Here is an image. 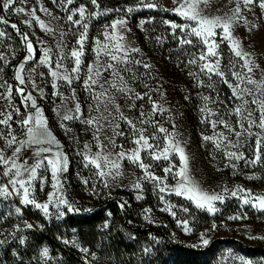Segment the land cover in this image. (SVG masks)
Wrapping results in <instances>:
<instances>
[{"label":"rangeland","instance_id":"rangeland-1","mask_svg":"<svg viewBox=\"0 0 264 264\" xmlns=\"http://www.w3.org/2000/svg\"><path fill=\"white\" fill-rule=\"evenodd\" d=\"M97 2L99 8L93 5L91 0H73L71 5H65L63 0H17L14 7L25 8V13H16L12 9L3 11L0 7V17L7 21L0 23V32L5 33L0 37V54L5 57L0 60V114L5 115L0 118H5L10 113L13 132L18 139H26V130L20 121L26 114L35 112V109L30 107L31 101H27L29 107H25L24 96L31 94L37 106L42 109L47 127L60 145L59 148L52 145L53 151H59L67 157V171L58 173L59 195H62L74 209L69 212L64 205H60L58 209L54 203H50L49 214L46 215L32 204H22L18 196L6 197L0 194V225L9 231L12 240L27 242L31 248L38 247L41 256L43 249L47 248L49 256L44 257L46 260L71 263L76 261L77 264H119L116 256L112 258L108 255L105 243L112 246L113 240L118 234H122L127 243L138 252L135 256L137 261L135 263L130 261L129 264L174 263L177 254L166 248L160 239L137 238L127 229L120 227L109 210L105 212L108 220L99 231L100 239L93 246L83 238L80 229L73 226L79 219L91 217L97 211L94 210L97 204L118 202V206L124 210L122 201L131 196L137 203L134 218L129 221L132 225L143 223L161 227L167 232L172 243L193 249L209 248L214 243L212 257L216 264H239L234 257H245L251 259L253 264H264V257L253 255L235 245L243 243L254 248L264 247V239L251 238L264 236V211L251 205H242L239 199L224 192L225 189L242 188L257 196L264 195V144L261 146V161L255 165L248 162L254 159L257 139L255 133L261 135L264 133L258 127H253L251 131L254 135L247 138L241 136L237 140L222 126L213 130L206 122V113L202 109L207 104L208 108L217 113L211 119H221L236 127L241 117L234 109L241 107L242 101L233 96L232 89L221 77L213 74L209 78V74L201 72L198 67L200 62L197 65L188 63L198 56L205 46L196 37H189L193 39V45L180 43L185 33L179 28L172 29L170 23L183 25L192 22L171 10L177 6L176 0H97ZM147 3H154L157 7H144ZM236 3L237 0H207V4H200V11L205 16L223 17L231 15ZM79 7L87 9L84 21L88 24L87 39L81 57L79 79H74L68 84L62 79L52 77L51 71L56 70L64 74L66 70L70 72L74 66L70 53L78 47L77 40L82 29L68 21L67 16ZM130 7L133 9L132 12L127 11ZM250 7L251 11L245 10L242 13L248 23H244L243 20L235 23L232 33L240 42L241 49L249 53L255 65L253 73L249 75L259 81L264 80V9L255 5ZM31 9H35V15L54 31L42 30L29 13ZM73 18L80 19L78 15ZM120 18L127 21L121 30L127 43L140 50L130 53V57L141 61L140 64L128 65L131 73H124L125 78L129 79L134 75L129 86L133 88L134 93L147 95H144L143 100H137L135 95L129 98L123 93H115L116 103L120 105V110L125 116L137 122V127L146 128L145 135H156L155 142L164 147L166 146L164 133L155 132L152 124L139 123L140 112L151 114L152 102L162 107L163 111L155 114L154 120L158 122V126H163L170 133L178 135L180 144L189 158V175L203 190L223 193L225 196L223 203L215 202V207L219 209L215 214L197 208L183 196L175 195L171 189L177 185L178 177L172 173L167 174L165 180L169 190L161 192L160 186L145 179L143 170L130 160L125 159L121 162L120 175L107 178V187L95 174L96 170L91 165L85 166L87 161L84 155L88 154L89 150L91 153L99 151L100 143L113 153L121 150L118 147L121 144L126 151L136 147L131 129L123 120L114 121L120 126L118 131L125 133L123 136H116L107 121H101L103 127L99 132L96 131V127L84 122L90 116L100 114L93 110L96 101L84 86L87 68L90 65L94 66L96 60L95 41L98 38L103 40V33L110 30L107 26ZM13 24L17 26L19 32L12 27ZM216 31L214 39L219 45L220 70L225 73V78L235 85L238 81L231 77V72L239 70L243 61L235 57L229 42L221 39V31L219 29ZM21 33L28 37L34 49V58L27 62L25 59L29 56V51ZM46 50L49 53L51 67L49 64L40 63L45 59ZM58 61L63 65L60 69L55 68ZM21 63H24V70L21 73L25 81L23 85L16 78ZM144 64L151 67L145 68ZM5 68L13 72L11 79L2 75ZM106 77H109V73H103L101 80ZM201 81L203 83H200ZM53 84L56 87H53ZM19 88L24 89L23 96L17 91ZM95 91H100L98 86ZM204 97H209V100L205 101ZM252 98L245 96V99L249 100L245 107L246 111L253 113L252 119L258 123L260 111L256 105L251 104ZM76 103L80 104L83 115L78 119L63 120L66 110L74 109ZM16 109H19L18 113ZM109 110L113 111L111 106ZM111 119L109 117V120ZM244 122L247 126V122ZM7 131L6 126L0 125V132ZM219 132H224L232 143L239 145L238 148L228 150L243 153L244 159L229 160L225 150L217 149L213 143L203 139L204 136H212ZM97 135L99 140L96 139ZM109 137L115 140L116 146L110 143ZM85 145L88 147L85 148ZM4 147L5 142L0 140V148ZM36 147L25 145L19 154L18 162L27 161L29 165L34 163L37 159ZM12 150L11 147L6 148V154L11 155ZM141 157L145 164L151 165L149 170L160 177H165V168L175 165L173 172H176L181 166L179 156L175 153L170 154L167 160H154L143 152ZM38 174L45 177V180L43 182L40 179L34 180L33 192L38 203H46L54 191L52 188L54 181L50 170L45 171L41 168ZM7 180V177L0 174V186L5 185ZM85 180L88 182L85 183ZM136 182L140 183V189L134 187ZM169 205L172 206L170 210ZM16 208H20V213L16 212ZM58 211H62L64 215L58 217ZM233 216L240 218L230 219ZM185 221L191 228L190 232H185L182 226V222ZM28 224L32 227L28 228ZM50 233H55L54 239L49 237ZM202 234L209 241L207 245L202 243Z\"/></svg>","mask_w":264,"mask_h":264},{"label":"snow or ice","instance_id":"snow-or-ice-1","mask_svg":"<svg viewBox=\"0 0 264 264\" xmlns=\"http://www.w3.org/2000/svg\"><path fill=\"white\" fill-rule=\"evenodd\" d=\"M65 5L73 4V0H63ZM91 3L99 8L97 0H91ZM177 6L171 9L175 14L183 17L185 20L191 21L190 24H176L170 23L172 29L179 28L181 32L185 33V36L180 39L181 44L193 45V39L189 37H196L205 46L204 50L200 52L198 56L189 60V64L197 65L201 72L211 75H217L221 77L225 84H228L229 88L232 89L233 96L242 101V106L234 109L235 113L241 117V120L237 122V126L234 127L221 119H211L212 116H216L217 113L213 112L210 108L205 105L202 109L206 113L205 120L210 124L211 128L215 130L218 126H222L227 129L228 133L234 135L237 140L244 136L245 138L254 135L251 131L253 127H258L262 133H264V80L253 79L251 73L254 70V63L250 59V55L241 49L240 42L233 36L232 27L235 23L243 20L244 23H248L247 18L242 15V13L247 10L251 11L252 5L257 6L260 9H264V0H237L235 8L232 10L231 15L214 16L209 17L202 15L200 11V4H207V0H176ZM17 4V0H0V7L3 11H8L12 9L16 13H25L26 10L23 7H14ZM243 7H242V6ZM144 7L155 8L157 7L154 3L144 4ZM35 9L29 10V13L33 16L35 21L38 23L39 27L46 32H53L54 29L45 24L38 16L35 15ZM85 7H79L75 11L70 12L67 16L68 21L73 25L81 28L79 39L77 40L78 47L73 49L70 53L74 60V66L70 72L64 74L59 73L56 70L51 71V76L55 79H62L66 83L71 84L74 79H79V73L81 71V57L84 54V44L87 39L88 24L86 19ZM128 12H132L133 9L130 7L127 9ZM78 15L80 19H74L73 17ZM7 21L0 17V23H6ZM127 21L123 18L114 20L110 25L107 26L108 29L103 33V40L96 39V49L95 55L96 60L94 61V66L90 65L87 68V78L84 81V86L86 91L92 93V99L96 101L93 106V110L100 113L98 116H90L84 122L89 126L96 127V131L99 132L103 127L101 121H107L113 128L114 134L116 136H123L125 133L123 131H118L119 124L114 123L116 120H123L127 123L131 129V134L134 136L133 143L136 146L131 151L124 150L123 144L118 147L121 149L113 153L105 148L103 143L98 145L99 151L96 153H91L89 150L88 154L84 155V159L87 161L85 166L91 165L96 171L95 174L101 178L104 185L107 187V178L115 177L120 175L121 162L125 159L132 161L137 164V166L143 170L144 178L155 182L160 186L159 190L161 192L168 191V185L165 183L167 174L172 173L175 177H178L177 185L171 189L177 196H183L185 199L193 202L197 208L204 209L209 213L215 214L219 209L215 207V202H224L225 196L223 193H210L203 190L199 184L189 175L188 162L189 158L185 153V149L181 146L176 133H170L168 129L163 126H158V122L154 120L155 114L163 111L162 107L152 102L151 114L140 112L139 113V123L141 125L152 124L155 132L164 133V140L166 141V146L161 147L160 144L156 143V135L149 134L145 135V127H137V122L133 119L124 115L120 110V105L116 103L115 93H123L129 98L135 95L137 100H143L144 95L140 93H134L132 87L129 86L130 79H134V75L129 79L125 78L124 73H131V69L128 67L129 64H140L141 61L134 60L130 57V53L139 52L138 48L132 47L127 43L126 37L121 31L126 25ZM14 29L19 32V29L15 24L12 25ZM217 29L221 31V39L227 40L231 46V50L235 57L242 60L243 63L239 70L232 71L231 77H233L238 83L235 85L230 83L227 78H225V73L220 70L221 56L218 52L219 45L217 44L214 37L217 35ZM4 32H0V37L4 36ZM23 39L26 42V46L29 51V56L26 57L27 60L33 59L34 49L28 37L22 34ZM45 59L40 61L43 64H49V53L46 50L44 52ZM4 55L0 54V60H3ZM51 67V65L49 64ZM61 62H57L55 65L56 69L62 68ZM143 67L149 68L151 65L144 64ZM235 67V65H233ZM24 70V63H21L17 69V80L21 85L25 83L21 73ZM246 70V71H245ZM103 73H109V77L101 80ZM200 83H203L201 81ZM243 85V87L241 86ZM251 85L252 87H248ZM99 87L100 91L96 92L95 88ZM53 87H56L53 84ZM9 93L11 89L9 88ZM17 91L23 96L24 89L19 88ZM75 93L73 92V98ZM245 96L253 97L251 99V104L256 105L259 108L260 116L258 123L252 119L253 113L251 111H246V107L249 104V100L245 99ZM205 101L209 100V97H204ZM25 107H29L27 101H31L30 107L35 109L34 113H28L20 121V124L26 130V139H18L17 135L13 132L10 121L12 120V115L9 113L5 118H0V125L6 126L8 131L6 133L0 132V140L5 142V147L0 148V169H2V174L7 177V183L0 186V194L11 197L13 195L21 198L20 202L24 205L32 204L36 208L41 209L46 215L49 214V204L54 203L59 209L60 205L67 207L69 212L74 211V209L69 205L68 201L59 195L60 186L58 180V173L67 171V157L62 155L59 151H53L52 145L57 148L60 147L59 143L55 140L51 131L47 127L46 118L43 116L42 109H40L36 101L32 99L31 94L24 96ZM151 101V97H149ZM109 106L112 107L113 111L109 110ZM134 107V105H133ZM102 109V110H101ZM19 112V109H16ZM113 112L115 114H113ZM107 113V115H105ZM5 114H0L4 116ZM83 112L79 103H76L74 109L66 110L63 115V120H73L78 119ZM109 117L112 119L109 120ZM247 126H245V122ZM257 139L255 141L256 149L254 154V159L248 161L249 163L255 165L261 161V146L264 144V135L261 133H255ZM99 140V136H96ZM205 141L211 142L217 149L225 150V154L229 160H240L244 159L243 153L239 151H229V148H238L239 145L232 143L228 135L224 132L216 133L212 136H204ZM110 143L115 145V140L109 137ZM151 141V142H150ZM25 145H35V156L37 159L34 163L29 165L27 161L18 162L20 160L19 154ZM42 145H49V147H42ZM11 147V155L6 154V148ZM88 146L85 145V148ZM146 153L151 159H169L170 154L175 153L179 156L181 161V166L178 171L173 172L175 165H172L164 169L165 177L156 176L149 169L150 164H145L141 153ZM48 154V155H45ZM234 166V165H233ZM43 168L45 171L50 170L53 178L52 188L53 193L49 195L48 202L38 203L36 201L33 192V181L40 179L42 182L45 177L39 175V170ZM85 183L88 181L85 180ZM136 189H140L141 185L139 182L134 184ZM224 192L230 194L231 197L239 199L242 205H251V207L256 208L260 211H264V195H254L249 190L237 188L235 190L225 189ZM140 198V197H138ZM169 205L168 210L171 209ZM187 211V209H184ZM16 212L20 213V208H16ZM175 215V213H172ZM62 211H58V217L63 216ZM240 217H230V219H239ZM182 226L185 232H190L191 228L188 226L187 222H182ZM28 228L32 225L28 224ZM253 239L261 237H251ZM201 240L204 245L209 243L208 239L205 238L204 234L201 235ZM6 241L0 239V245H3ZM23 242V241H21ZM68 243V241H65ZM86 251V250H85ZM147 251V249H146ZM43 257H48V249H43ZM235 260L239 261V264H253L251 259H246L245 257H234Z\"/></svg>","mask_w":264,"mask_h":264},{"label":"trees","instance_id":"trees-1","mask_svg":"<svg viewBox=\"0 0 264 264\" xmlns=\"http://www.w3.org/2000/svg\"><path fill=\"white\" fill-rule=\"evenodd\" d=\"M2 75L11 79L13 77V72L5 68ZM49 119L51 121L50 117ZM124 200L125 201H122L124 210L118 206V202L114 203L108 201L103 203V205L97 204L98 206L94 208V210L97 211H95L91 217L79 219L73 223V226L79 228L83 238L87 243L93 246L100 239L99 235L101 233L99 231L104 228V225L108 220L105 212L106 210H109L119 226L127 229L137 238H158L163 242L166 248L172 249L173 252L177 254V258L175 259V262L171 264H216L212 257L214 243L209 248L193 249L181 244L172 243L167 232L161 227L143 223H141V225H137V223L132 225L129 221L134 218L137 203L131 196L126 197ZM49 237L54 239L55 233H50ZM39 238L42 237H38V239ZM0 239L6 241L3 245H0V264H77L76 261L71 263L44 259V257L40 255L38 247L31 248V246L27 245V242L12 240V236L9 234L8 230H5L3 225H0ZM113 241L112 246H108V244L105 243V247H107V251H109V256L112 258L116 256L119 264H129L130 261H133L134 263L137 261L135 256L138 252L127 243L122 234H118V237ZM38 242L41 243V241ZM235 245L242 250H247L253 255L264 257V247L254 248L243 243H235Z\"/></svg>","mask_w":264,"mask_h":264}]
</instances>
